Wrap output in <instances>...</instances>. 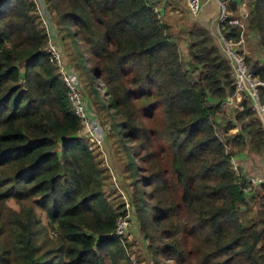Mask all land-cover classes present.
<instances>
[{"label":"trees","instance_id":"obj_1","mask_svg":"<svg viewBox=\"0 0 264 264\" xmlns=\"http://www.w3.org/2000/svg\"><path fill=\"white\" fill-rule=\"evenodd\" d=\"M46 1L64 30L58 39L69 38L75 50L72 65L85 71L90 64L101 99L94 100L91 86L86 106L112 110L113 133L117 126V136L131 143L124 169L148 189L137 194L131 214L144 236L159 230L163 240L153 250L169 264H264V184L245 191L246 176L231 161L236 143L264 154V130L243 99L224 128L250 119L226 140L217 134L215 116L234 85L210 31L192 22L185 64L149 0ZM248 2L246 26L264 53V0ZM222 31L240 37L235 24ZM47 38L32 2L0 0V264H119L124 201L106 195L108 167L79 133ZM244 58L264 80L263 59ZM259 93L264 99V85ZM159 148L168 152V168L157 162Z\"/></svg>","mask_w":264,"mask_h":264},{"label":"rangeland","instance_id":"obj_2","mask_svg":"<svg viewBox=\"0 0 264 264\" xmlns=\"http://www.w3.org/2000/svg\"><path fill=\"white\" fill-rule=\"evenodd\" d=\"M45 3H47L46 0H44ZM175 6L172 4H165L161 3L154 4L155 9L158 11L159 16L162 20L166 21L170 28L169 31L174 35L175 40L179 44V50L181 52V56L184 59L185 64H187L188 55H187V45H186V39H187V30L192 25L191 19H194L195 23H198L204 27H207L209 24V20L212 16H215L217 12V7L214 1H207L203 3L205 6L202 7L200 13H198L196 16L190 15V18L187 17L188 12L185 9H183V5L179 2V0H176ZM46 5V4H45ZM47 7V5H46ZM46 11L51 13V24L54 26V32L56 34V37L54 40L58 43L62 57L64 61L67 63V68L70 73L75 72V74H79L78 79L80 80V90L82 92V95L84 97V101L86 104L90 103L91 94L89 92V89L91 86H93L94 90L93 92V98L94 100H100L101 95L96 87V82L94 78L92 77L90 73V64L85 63V71H79L76 70L77 68L72 65L70 62L71 56L73 55V52L75 51L73 46L70 43L69 38L64 37V41L59 40L58 36L63 34L64 30L62 29L61 25L57 24V15H55L54 11H49L48 8H46ZM186 12V13H185ZM189 16V15H188ZM246 22H244V30L242 32L243 41L239 43L238 47L240 51L245 56L246 54L255 55L263 59L261 61V64L264 66V53L261 51V49L258 47L256 42V36L253 34L248 33V28L246 26ZM63 30V31H62ZM61 32V33H60ZM64 35V34H63ZM82 62H79V65H81ZM21 70L23 64H19ZM75 70H74V69ZM86 74V76H85ZM92 88V87H91ZM244 98L240 99L241 101ZM240 102L236 101L234 103H221V110L218 112V114L215 116V128L217 131V134L223 139L226 140L227 137L233 136L237 130L239 129H228L225 130V124L227 122V119L233 118L237 111L241 110L239 107H235V104H239ZM91 105V104H90ZM93 105V104H92ZM94 106V105H93ZM91 107V108H89ZM89 110L93 112V122L95 124L96 129L98 132L100 131L105 136L104 141L102 140L101 148L103 150V153L100 152L97 146H100L99 144L94 145L91 139L88 137L87 140L92 144L93 149L97 152L96 158L98 159V162L101 163V166L108 165V168L105 169L106 178H105V192L106 195L110 198H113L114 201L122 200L124 201L126 213L121 214L120 218L118 220V225L122 226L123 232L119 234L122 243L124 245V258L119 260V264H169V260L165 253L161 252L160 250L154 251V246L158 245L159 242H161L163 239H159V230L151 227L152 237L144 236L142 232L139 231V228L137 226V223L131 214L132 205L133 202L136 200L137 194L140 196L141 190L145 193L148 189H146V186L141 184L140 177L134 178L130 170L127 171L124 169L126 163L130 161L125 155H124V148L131 146L129 141H123L120 139L118 135L119 129L118 127H114V133L113 128H111V122L114 120V116H112L111 121V113L112 110L103 109L102 111H96L92 106H88ZM248 109V107H247ZM250 109V108H249ZM251 110V109H250ZM252 111V110H251ZM253 112V111H252ZM254 115L251 113L250 117ZM255 116V115H254ZM248 115H244V117L240 120H236V126L239 128L240 125H243L250 119ZM235 118V117H234ZM232 120V119H230ZM80 133V132H79ZM82 134V133H80ZM232 138V137H231ZM237 148V152L234 156H232L231 161L233 168L237 173L246 174L249 173V170H244L243 165L250 167V161L248 154H251L246 148V146L238 145L237 143L232 146V148ZM227 148L229 146L227 145ZM159 152L156 154L157 162L163 167L168 168L169 166V155L165 148H159ZM248 151V152H247ZM243 152V153H241ZM133 162L137 164L138 160L133 157ZM145 167V165H144ZM146 169V167H145ZM111 171V173L109 172ZM144 171L140 172L137 171V174H143ZM130 174V175H128ZM249 174H246V177ZM136 194V195H135ZM8 205H10L13 208H18V203H15L13 200H8ZM257 208V204H252V209L250 210V214H254L255 209ZM36 212L40 216L41 220L43 222L45 221V215L41 211L40 208L36 207ZM53 235L54 232L49 230V235ZM154 239L153 243L151 240ZM181 239L184 240V233L181 235ZM183 243V241H182Z\"/></svg>","mask_w":264,"mask_h":264},{"label":"built area","instance_id":"obj_3","mask_svg":"<svg viewBox=\"0 0 264 264\" xmlns=\"http://www.w3.org/2000/svg\"><path fill=\"white\" fill-rule=\"evenodd\" d=\"M26 1H30L34 4L36 8V14L48 35L45 49L48 52L50 60L55 63L68 87V98L70 105L75 114L79 117L81 123L79 132L83 133L85 137L91 139L90 141H92L94 145L99 144L100 146H97L99 148L98 150L103 153L101 148L102 133L100 131L98 132L96 129L93 122L92 112L86 106L84 97L80 90V80L78 79V74H75L73 70H71L72 73L68 71L67 63L62 57L58 43L54 40L56 37L54 26L51 24V14L46 11L44 0ZM179 1L184 4L190 15L195 16L200 12L203 2L208 0ZM230 2L231 0H217L218 11L214 18L218 30V32H216L218 46L231 66L233 80L232 83L234 85V93L224 99L222 103L231 102V100L235 98L238 102L240 101L242 106V101L240 99L244 98L248 107L253 111V114L260 120L264 130V99H261L259 93V87L264 85V80L257 78V76H255L246 65L244 55L237 45V40H235L233 37H226L222 31L225 23L235 24L238 26V28L240 27V38L242 37V32L244 30V21L243 19L239 18L238 15H235L230 9ZM247 13L248 12H246L245 16L243 15L244 18H246ZM246 180L248 183L245 186V191H250L252 186L264 184V174L248 175ZM121 232H123L122 226L118 225L117 221L116 233L119 235Z\"/></svg>","mask_w":264,"mask_h":264},{"label":"crops","instance_id":"obj_4","mask_svg":"<svg viewBox=\"0 0 264 264\" xmlns=\"http://www.w3.org/2000/svg\"><path fill=\"white\" fill-rule=\"evenodd\" d=\"M153 5L156 3V4H161V3H165V4H173L174 6H175V4L177 3L176 2V0H149ZM208 1H214L215 2V4H216V7H217V11H218V6H217V0H208ZM231 1H234V2H236V5H235V9L233 10V9H231L232 11H233V13L235 14V15H238L239 16V18H241V19H243V21L244 22H246V18H244L243 17V15L245 16V14H246V12H248V10H249V2H248V0H231ZM180 2V1H179ZM205 2H207V1H204L203 3H205ZM181 3V2H180ZM181 5H183L182 3H181ZM184 6V5H183ZM203 6H205V4L204 5H202V7ZM183 9H185V7H183ZM202 9V8H201ZM187 10V9H186ZM201 11V10H200ZM188 12V11H187ZM186 13V12H185ZM200 13V12H199ZM216 14H217V12H216ZM216 14H215V16H216ZM189 15V16H188ZM188 15H187V17L188 18H190V14L188 13ZM196 16V15H195ZM215 16H212L211 18H210V20H209V24H208V26L206 27L209 31H210V33H211V35H212V37H213V39H214V42L218 45V41H217V38H216V32H218V30H217V25H216V22H215V20H214V18H215ZM191 19V18H190ZM191 21L192 22H194V21H196V20H194V19H191ZM249 34H251L250 32H248ZM243 41V36L240 38L239 37V40H237V45H239V43L240 42H242ZM237 101V99H235V98H233L232 100H231V102H228V103H234V102H236ZM240 102V101H239ZM235 107H239V108H241L242 106H241V104L239 103V106H238V104H235ZM232 128H234V129H238V127L235 125L234 127H232ZM241 153H243V152H241ZM235 155V154H234ZM233 155V156H234ZM248 156H249V158L251 159V161H250V167H248V169H247V167L245 166V164H241V165H243L244 167H243V169L244 170H249V173H246V174H264V154L262 153V154H257V153H255V152H251V154H248ZM244 174V173H243ZM246 174H244L245 176H246ZM254 201H255V199H254ZM253 201V204L255 203Z\"/></svg>","mask_w":264,"mask_h":264}]
</instances>
